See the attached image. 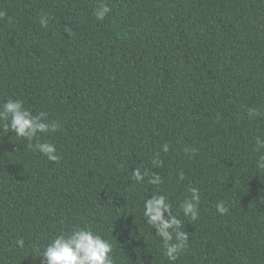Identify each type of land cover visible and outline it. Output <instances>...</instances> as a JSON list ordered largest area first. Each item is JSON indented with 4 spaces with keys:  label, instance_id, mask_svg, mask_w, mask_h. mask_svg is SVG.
<instances>
[{
    "label": "trees",
    "instance_id": "16d2710c",
    "mask_svg": "<svg viewBox=\"0 0 264 264\" xmlns=\"http://www.w3.org/2000/svg\"><path fill=\"white\" fill-rule=\"evenodd\" d=\"M100 2L0 0V104L63 125L43 136L54 162L0 124V264H41L76 226L110 239L115 264H170L143 218L154 194L189 235L175 264H264V0H103V21ZM191 188L196 221L180 208Z\"/></svg>",
    "mask_w": 264,
    "mask_h": 264
},
{
    "label": "clouds",
    "instance_id": "9594fccd",
    "mask_svg": "<svg viewBox=\"0 0 264 264\" xmlns=\"http://www.w3.org/2000/svg\"><path fill=\"white\" fill-rule=\"evenodd\" d=\"M111 11L110 5L101 0L94 11V16L97 20L103 21ZM4 16L5 13L0 12V18ZM48 22L49 18L42 15L40 19L42 27H48ZM64 33L72 36L71 23L64 25ZM248 115L254 117L260 115V112L257 109H249ZM0 124L7 133H15L18 139L27 140V149L39 152L49 161L59 162L61 157L56 145L43 139V136L61 131L63 125L60 121H49L44 112L33 114L25 107L22 99L9 98L0 104ZM257 143L264 148V140H258ZM163 151L165 153L169 151L167 144L163 146ZM185 151L188 152L189 149ZM191 151L194 152L195 149ZM157 163V160L153 161V164ZM255 167L259 172H264V154L258 156ZM145 176H149L147 170L142 172L136 168L132 172V177L137 182L143 181ZM148 183L160 185L163 181L158 174H151ZM189 191L190 195L185 197L180 208L185 218L196 221L199 217L200 194L196 188ZM216 207L222 215L229 211L224 201H219ZM143 218L152 229H156L163 255L170 264H175L189 246V235L184 230L183 221L174 214L168 197L165 194H154L147 198L143 203ZM25 244L23 237L15 240V245L20 250L25 249ZM33 253L36 254L35 249ZM37 258L41 264H115L112 241L88 226H76L70 231L53 236L39 249Z\"/></svg>",
    "mask_w": 264,
    "mask_h": 264
}]
</instances>
